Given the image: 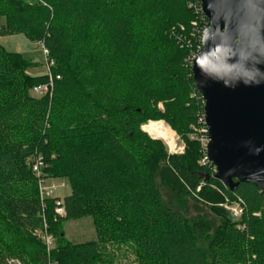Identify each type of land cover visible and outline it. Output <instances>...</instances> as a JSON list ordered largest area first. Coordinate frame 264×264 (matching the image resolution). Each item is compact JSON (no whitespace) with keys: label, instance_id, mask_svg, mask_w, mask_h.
Wrapping results in <instances>:
<instances>
[{"label":"trees","instance_id":"16d2710c","mask_svg":"<svg viewBox=\"0 0 264 264\" xmlns=\"http://www.w3.org/2000/svg\"><path fill=\"white\" fill-rule=\"evenodd\" d=\"M198 2L0 0V36L42 42L55 61L36 98L48 76L0 44V264H116L109 246H128L136 264H264V194L226 188L191 139L204 127L190 63L206 24L189 6ZM156 120L184 154L142 132ZM38 155L45 176L71 188L65 216L57 199L41 201ZM226 197L244 205L241 220ZM87 217L97 241L72 244L63 223ZM45 224L50 252L35 236Z\"/></svg>","mask_w":264,"mask_h":264},{"label":"water","instance_id":"95a60500","mask_svg":"<svg viewBox=\"0 0 264 264\" xmlns=\"http://www.w3.org/2000/svg\"><path fill=\"white\" fill-rule=\"evenodd\" d=\"M209 22L191 71L215 179L264 194V0H200Z\"/></svg>","mask_w":264,"mask_h":264},{"label":"rangeland","instance_id":"374dc122","mask_svg":"<svg viewBox=\"0 0 264 264\" xmlns=\"http://www.w3.org/2000/svg\"><path fill=\"white\" fill-rule=\"evenodd\" d=\"M3 24H4V19L0 18V27ZM0 44L4 46L8 51L16 52L23 55L26 59H28L31 62L32 67L28 70L30 75L48 76L49 82H51V77L48 74L45 56L43 53L42 42L35 43L29 41L23 35H14L7 37L0 36ZM50 59L53 62V66L51 67V74H52V70L55 67V61L52 58ZM56 79L58 80V78ZM36 88H34L31 91L33 97L41 98L48 92L45 90L39 91ZM163 107H164L163 103H160L159 109L163 110ZM151 122H155V123L161 122L162 124H164V126L169 130V133L172 136L171 141L168 142L164 139L155 138L152 135H150L146 131L144 126L148 125ZM141 130L152 139L161 141L164 144L170 156L182 155L186 152V143L177 134V132L173 130V128L164 120L149 121L141 127ZM181 148L183 150H181ZM45 184L48 190L50 191L51 189L52 191V193L50 194L51 197L49 198L51 200L60 199L61 201H63V199L66 196L71 194V188L68 182L63 179H54L47 177ZM231 202H233V200L226 197L224 204H230ZM62 230L65 234L66 239L70 241L72 244H76V245L84 244V243L97 241L98 239L94 222L90 217L79 220L66 221L63 223ZM35 236L37 237V235ZM37 238L41 240L39 237ZM109 250L111 251V255L114 256L116 264H136L133 250L128 246L120 247L119 249L116 246H109Z\"/></svg>","mask_w":264,"mask_h":264},{"label":"built area","instance_id":"2783aa9c","mask_svg":"<svg viewBox=\"0 0 264 264\" xmlns=\"http://www.w3.org/2000/svg\"><path fill=\"white\" fill-rule=\"evenodd\" d=\"M189 6H190V8H195L196 13L201 14L204 17V19L206 20V24L203 28L202 36H201V47H200V49H201L202 48L203 32L209 26V22L202 13L200 0L198 2V6L194 5V4H190ZM42 47H43V53H44L45 61H46V65H47L48 74L51 77V82L49 85H41V86H38V88H36V89L39 91L40 90L48 91L49 88L53 86V77L51 74V67L53 66V62L50 59L49 51L46 49V47L44 45ZM200 49H199V51H200ZM196 55L197 54L193 55L191 58V62H190L191 67H192V63H193V60L196 57ZM57 78L59 79V77H57ZM201 122L204 124V127L199 128L196 131V134L191 136V139L200 141L202 148H203V156L200 159L199 164L200 165H206L210 162H209V159L207 157V147L209 144V140L207 138L208 130H207V127L205 126V123H204V116L201 119ZM181 150H183V149L181 148ZM45 168H46V163L43 160V158L40 155L36 156L33 159L32 171L38 179L40 197H41V201L43 203L45 200H47L51 197L50 194L52 193L51 189L49 191L48 188L46 187V184H45V182L47 180V177L44 174ZM215 172H216V170H215ZM56 205H57V208L55 211L56 215L57 216H65V208L63 207V201H61L60 199H57ZM223 207L230 213V215L232 216V218L234 220H241L243 215H244V212H245V207L240 200H235V201L231 202L230 204H224ZM36 235H37V237H39L41 239V241H43L48 252H50L52 249H54L55 241H54L53 236L47 231V225L46 224H45L43 229H41L40 231H38L36 233ZM12 263L16 264L15 262H12Z\"/></svg>","mask_w":264,"mask_h":264},{"label":"bare ground","instance_id":"6f19581e","mask_svg":"<svg viewBox=\"0 0 264 264\" xmlns=\"http://www.w3.org/2000/svg\"><path fill=\"white\" fill-rule=\"evenodd\" d=\"M147 132L155 138L164 139L168 142L171 141V135L169 130L164 126V124L151 122L146 127ZM172 144V143H171Z\"/></svg>","mask_w":264,"mask_h":264}]
</instances>
